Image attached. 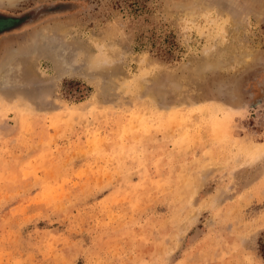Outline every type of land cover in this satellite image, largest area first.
<instances>
[{"label": "rangeland", "instance_id": "1", "mask_svg": "<svg viewBox=\"0 0 264 264\" xmlns=\"http://www.w3.org/2000/svg\"><path fill=\"white\" fill-rule=\"evenodd\" d=\"M0 14V264H264V0Z\"/></svg>", "mask_w": 264, "mask_h": 264}, {"label": "trees", "instance_id": "2", "mask_svg": "<svg viewBox=\"0 0 264 264\" xmlns=\"http://www.w3.org/2000/svg\"><path fill=\"white\" fill-rule=\"evenodd\" d=\"M20 16H8L5 14H0V34H5L15 29L20 28L28 24L27 22H23ZM258 254L261 259L264 261V234L258 240Z\"/></svg>", "mask_w": 264, "mask_h": 264}, {"label": "water", "instance_id": "3", "mask_svg": "<svg viewBox=\"0 0 264 264\" xmlns=\"http://www.w3.org/2000/svg\"><path fill=\"white\" fill-rule=\"evenodd\" d=\"M262 103H263V100H258V101L256 102V104L249 105V107H250V108H254L255 106L260 105V104H262Z\"/></svg>", "mask_w": 264, "mask_h": 264}]
</instances>
